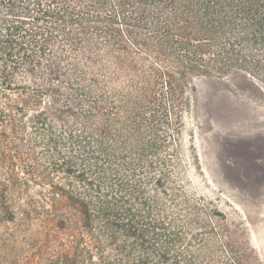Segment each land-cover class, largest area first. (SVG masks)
<instances>
[{
  "label": "trees",
  "instance_id": "16d2710c",
  "mask_svg": "<svg viewBox=\"0 0 264 264\" xmlns=\"http://www.w3.org/2000/svg\"><path fill=\"white\" fill-rule=\"evenodd\" d=\"M242 72L264 0H0V264H261L172 182L195 80Z\"/></svg>",
  "mask_w": 264,
  "mask_h": 264
},
{
  "label": "rangeland",
  "instance_id": "374dc122",
  "mask_svg": "<svg viewBox=\"0 0 264 264\" xmlns=\"http://www.w3.org/2000/svg\"><path fill=\"white\" fill-rule=\"evenodd\" d=\"M256 80L243 72L195 80L173 152L172 182L204 208L205 229L219 233L214 243L226 242L229 231L264 264V86Z\"/></svg>",
  "mask_w": 264,
  "mask_h": 264
},
{
  "label": "water",
  "instance_id": "95a60500",
  "mask_svg": "<svg viewBox=\"0 0 264 264\" xmlns=\"http://www.w3.org/2000/svg\"><path fill=\"white\" fill-rule=\"evenodd\" d=\"M249 76L253 79V81H254L256 84H259V83L257 82V80H256L255 78H253L250 74H249Z\"/></svg>",
  "mask_w": 264,
  "mask_h": 264
}]
</instances>
